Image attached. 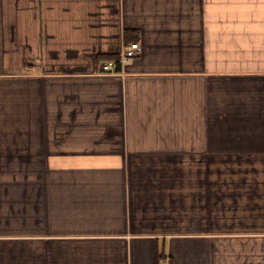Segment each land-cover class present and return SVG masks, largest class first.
<instances>
[{"label": "crops", "instance_id": "0c3cea01", "mask_svg": "<svg viewBox=\"0 0 264 264\" xmlns=\"http://www.w3.org/2000/svg\"><path fill=\"white\" fill-rule=\"evenodd\" d=\"M0 264H264V0H0Z\"/></svg>", "mask_w": 264, "mask_h": 264}, {"label": "rangeland", "instance_id": "374dc122", "mask_svg": "<svg viewBox=\"0 0 264 264\" xmlns=\"http://www.w3.org/2000/svg\"><path fill=\"white\" fill-rule=\"evenodd\" d=\"M141 50H142V46H141ZM148 174H149V177H150V175L152 178L157 177L158 183H161V181H169L172 184H174L178 181H181L183 178L187 182H189V179H190L189 173H185V175H184V173H177V172H174V173L173 172H171V173H148ZM208 174L209 173H207V176H208ZM175 196L176 195H173L172 197H175ZM175 200L176 199H173V202L170 201V205H169V211L168 212H170V215H169L170 221H177V220H173V218L178 219L181 215H186L188 217L187 219L192 224L189 227V230L193 231V203H192V200H191V204L188 203V204H180V205H178V203ZM183 209H184L185 213L181 212V211H183ZM178 211H180V212L178 213Z\"/></svg>", "mask_w": 264, "mask_h": 264}, {"label": "built area", "instance_id": "2783aa9c", "mask_svg": "<svg viewBox=\"0 0 264 264\" xmlns=\"http://www.w3.org/2000/svg\"><path fill=\"white\" fill-rule=\"evenodd\" d=\"M141 50V44L139 42H132L122 50V53L119 57L121 69L123 66L127 65ZM117 70V63L115 60H107L102 66L103 74L118 75L123 73L122 71Z\"/></svg>", "mask_w": 264, "mask_h": 264}, {"label": "trees", "instance_id": "16d2710c", "mask_svg": "<svg viewBox=\"0 0 264 264\" xmlns=\"http://www.w3.org/2000/svg\"><path fill=\"white\" fill-rule=\"evenodd\" d=\"M106 59H107V60H115L116 63L118 64V65H117V70H120V69H121L120 61H119V56H110V57H106ZM163 258H165V256H164L163 254H161V255L159 256L160 261H162Z\"/></svg>", "mask_w": 264, "mask_h": 264}, {"label": "bare ground", "instance_id": "6f19581e", "mask_svg": "<svg viewBox=\"0 0 264 264\" xmlns=\"http://www.w3.org/2000/svg\"><path fill=\"white\" fill-rule=\"evenodd\" d=\"M118 65V64H117Z\"/></svg>", "mask_w": 264, "mask_h": 264}]
</instances>
